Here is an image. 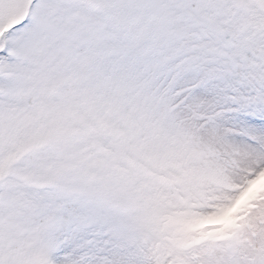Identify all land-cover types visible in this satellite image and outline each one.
<instances>
[{
	"label": "snow or ice",
	"instance_id": "1",
	"mask_svg": "<svg viewBox=\"0 0 264 264\" xmlns=\"http://www.w3.org/2000/svg\"><path fill=\"white\" fill-rule=\"evenodd\" d=\"M0 264H264V0H0Z\"/></svg>",
	"mask_w": 264,
	"mask_h": 264
}]
</instances>
